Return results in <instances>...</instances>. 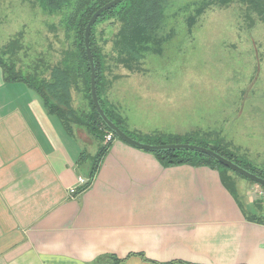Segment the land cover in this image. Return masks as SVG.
Masks as SVG:
<instances>
[{
	"label": "crops",
	"instance_id": "obj_1",
	"mask_svg": "<svg viewBox=\"0 0 264 264\" xmlns=\"http://www.w3.org/2000/svg\"><path fill=\"white\" fill-rule=\"evenodd\" d=\"M121 69L104 77L102 100L123 126V101L112 95L130 94L133 79ZM151 88L146 94L168 99ZM174 104L164 105L169 114ZM147 121L131 128L139 138L166 134ZM92 139L81 126L68 133L32 89L5 82L0 69V264H264L261 186L230 170L166 167L114 139L89 185L71 196L77 178L91 174Z\"/></svg>",
	"mask_w": 264,
	"mask_h": 264
},
{
	"label": "rangeland",
	"instance_id": "obj_2",
	"mask_svg": "<svg viewBox=\"0 0 264 264\" xmlns=\"http://www.w3.org/2000/svg\"><path fill=\"white\" fill-rule=\"evenodd\" d=\"M213 1L166 0L154 41L144 52H130L137 61L127 65L117 60L118 24L113 19L97 23L99 97L107 74L122 75L110 72L111 67L130 70L124 75L133 79L131 93L112 95L117 104L123 101L119 113L129 118L122 126L125 132L143 141L131 128L138 129L147 115V126L166 133L160 138L163 143L175 139L179 144L216 146L241 167L264 175V15L259 16L253 3ZM60 18L38 0H0V58L24 74H48L70 49ZM145 85L168 99L146 94ZM71 94L75 113L86 110L84 95ZM169 101L175 103L171 114L164 106ZM92 140L86 146L89 159L98 146Z\"/></svg>",
	"mask_w": 264,
	"mask_h": 264
},
{
	"label": "trees",
	"instance_id": "obj_3",
	"mask_svg": "<svg viewBox=\"0 0 264 264\" xmlns=\"http://www.w3.org/2000/svg\"><path fill=\"white\" fill-rule=\"evenodd\" d=\"M111 1L112 0H38L41 6L50 14L56 13L61 17L60 23L64 24V31L71 41L69 51L63 55L59 63L51 67L48 74L41 73L38 77L24 74L21 70L16 68L14 63H5V61L0 58V69L2 70L5 82L24 83L42 100L46 111L59 118L68 133L72 132L73 126H81L91 137L98 141L99 147L96 155L92 159L91 174L88 178L89 183L102 157L111 144V142L105 143L104 138L108 133H112L102 124L91 102L89 91L90 70L85 54L83 36L85 27L91 16L99 8ZM165 1L166 0H123L119 5L102 14L97 19L90 32L89 42L96 66V89L98 98L106 116L122 131L124 130L122 129L120 120L103 107L99 97L102 66L95 44L94 27L97 23L105 21V19H113V23H117L119 27L116 35L117 41L115 42V47L118 52L117 60L124 65L136 62L137 60H135L130 52H144L148 48V45L154 41L153 36L159 27L161 12ZM231 1L232 0H214L213 2L225 4ZM237 1L246 4H255V9L262 13L259 16L264 15V0ZM136 43H138L137 49L134 48ZM72 91L84 95L85 99L88 101L86 110H82L77 114L75 113L72 107ZM126 134L138 140L128 133ZM112 136L114 139H117L113 134ZM138 141L151 145L165 144L158 138L153 141ZM168 144H179V141L174 139L169 141ZM204 147L236 163L230 155L225 154L218 147ZM150 153L154 154L157 160L166 167L191 165L229 171L215 162L212 158L197 152L171 150ZM236 164L238 165V163ZM243 168L264 179V175L255 173L247 167ZM112 261L119 262V260L115 258H113Z\"/></svg>",
	"mask_w": 264,
	"mask_h": 264
},
{
	"label": "water",
	"instance_id": "obj_4",
	"mask_svg": "<svg viewBox=\"0 0 264 264\" xmlns=\"http://www.w3.org/2000/svg\"><path fill=\"white\" fill-rule=\"evenodd\" d=\"M123 0H112L111 2H108L107 4L103 5L101 8H99L89 19L85 30H84V49L86 58L89 64V70H90V77H89V91H90V98L92 105L101 120L102 124L120 141L126 143L127 145H130L136 149L146 151V152H159V151H174V150H185V151H192L197 152L200 154H203L205 156H208L212 158L215 162L220 164L221 166L225 167L226 169L230 170L231 172H234L253 184H256L258 186H261L264 188V179L257 176L256 174L244 169L243 167L237 165L233 161L219 155L218 153L212 151L209 148L200 147L192 144H164V145H151L147 143L140 142L138 140H135L128 136L124 131H122L118 126H116L105 114L103 111L98 94L96 89V66L95 62L91 53L90 49V32L97 21V19L107 12L108 10L116 7L119 5Z\"/></svg>",
	"mask_w": 264,
	"mask_h": 264
},
{
	"label": "built area",
	"instance_id": "obj_5",
	"mask_svg": "<svg viewBox=\"0 0 264 264\" xmlns=\"http://www.w3.org/2000/svg\"><path fill=\"white\" fill-rule=\"evenodd\" d=\"M114 140L112 134L108 133L105 138L104 142L105 143H110ZM89 183V179H84L82 177L77 178L76 185L68 190V193L73 196L77 195L81 190H83ZM258 196H264V190L261 188H258L257 190Z\"/></svg>",
	"mask_w": 264,
	"mask_h": 264
}]
</instances>
